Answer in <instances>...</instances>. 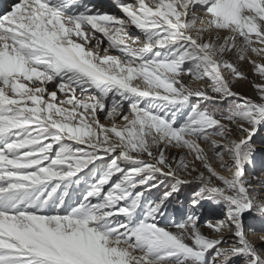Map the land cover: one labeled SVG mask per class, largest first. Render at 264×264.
<instances>
[{"label":"snow or ice","instance_id":"snow-or-ice-1","mask_svg":"<svg viewBox=\"0 0 264 264\" xmlns=\"http://www.w3.org/2000/svg\"><path fill=\"white\" fill-rule=\"evenodd\" d=\"M108 3L0 16V264H264V0Z\"/></svg>","mask_w":264,"mask_h":264},{"label":"rangeland","instance_id":"rangeland-1","mask_svg":"<svg viewBox=\"0 0 264 264\" xmlns=\"http://www.w3.org/2000/svg\"><path fill=\"white\" fill-rule=\"evenodd\" d=\"M4 3V0H1ZM16 2V0H6L4 4H2V8H0V16L5 14L7 11L11 9L13 4ZM131 2L134 3V0H131ZM108 7L114 8L110 6L109 4L107 5ZM112 14H115L112 13ZM131 31L136 32L135 29H132ZM135 46V45H134ZM139 46V45H136ZM232 59L231 57H229ZM253 59L256 60L257 63H264V58L261 57H253ZM241 70L246 73L248 80L247 81H241L236 83L233 86V90L237 93H239L241 96L251 98L253 100H257L258 96L255 91V89L252 87L251 82L255 83H262V81L259 80L258 77H255L252 71L251 66L246 63L242 62L241 65ZM193 87H197L198 85L193 82L192 84ZM227 103L223 105V107H226ZM101 122L105 124V127H111V124L106 123L103 120V114H101ZM118 126H122L120 121H117ZM254 140L256 141L257 147L259 148L261 146V141H264V129H262L260 132H258L257 136L254 137ZM170 155L176 156L178 159V154L176 153L175 150H172L170 152ZM247 178L251 182L252 187L255 189V192L259 194L261 197H264V155L258 154L256 157V161L254 166H249L246 170ZM163 191V188L161 189V193ZM191 199V186L183 190L177 201L173 202V204L169 207L168 210V215L170 219H175V220H180L186 217V215L189 212V201ZM197 215L199 216V222L201 225V231L204 234H209V229L204 226V222L206 220H211L215 222L216 219L220 217L219 213L212 212L207 205H205L200 211L197 212ZM165 221H161V224H164ZM257 233L252 234V232L249 230L248 232V238L258 247L261 246L264 241L261 240V236H264V232L259 231V225L257 224ZM225 235H229L228 233H225ZM211 257L209 256V260Z\"/></svg>","mask_w":264,"mask_h":264},{"label":"bare ground","instance_id":"bare-ground-1","mask_svg":"<svg viewBox=\"0 0 264 264\" xmlns=\"http://www.w3.org/2000/svg\"><path fill=\"white\" fill-rule=\"evenodd\" d=\"M5 2H6V0H4V3ZM85 2L97 5V10H99L101 12H109L111 14L115 12L116 15H121L122 16V13H120L118 11V9H116V8L114 9V8H111V7L107 6L109 4L108 0H85ZM128 2H131V0H128ZM4 3L0 0V8H2V4H4Z\"/></svg>","mask_w":264,"mask_h":264}]
</instances>
